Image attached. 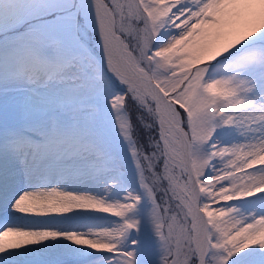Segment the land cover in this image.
Wrapping results in <instances>:
<instances>
[{
	"label": "snow or ice",
	"instance_id": "6c2138e0",
	"mask_svg": "<svg viewBox=\"0 0 264 264\" xmlns=\"http://www.w3.org/2000/svg\"><path fill=\"white\" fill-rule=\"evenodd\" d=\"M0 264H264V0H0Z\"/></svg>",
	"mask_w": 264,
	"mask_h": 264
}]
</instances>
